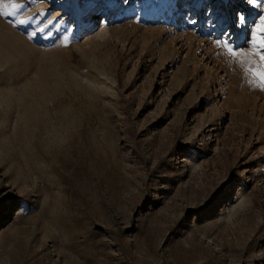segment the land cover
Instances as JSON below:
<instances>
[{
    "label": "rangeland",
    "instance_id": "rangeland-1",
    "mask_svg": "<svg viewBox=\"0 0 264 264\" xmlns=\"http://www.w3.org/2000/svg\"><path fill=\"white\" fill-rule=\"evenodd\" d=\"M14 2L0 264H264V0Z\"/></svg>",
    "mask_w": 264,
    "mask_h": 264
},
{
    "label": "snow or ice",
    "instance_id": "snow-or-ice-1",
    "mask_svg": "<svg viewBox=\"0 0 264 264\" xmlns=\"http://www.w3.org/2000/svg\"><path fill=\"white\" fill-rule=\"evenodd\" d=\"M252 4H257V0H251ZM23 5L13 2L4 3V0H0V14L5 16H15L17 11L21 9ZM244 17L239 16L238 21H242ZM18 23L24 24L25 20H19ZM35 36V33L32 34ZM251 45L250 50H245L240 45L236 48L230 43L223 45L217 41L218 47L227 49V55L233 60L238 62L245 70L246 76H251L249 80L251 84H258V86L264 90V15L259 17V22L256 23L250 31V40L245 41V44ZM258 58V59H257Z\"/></svg>",
    "mask_w": 264,
    "mask_h": 264
},
{
    "label": "bare ground",
    "instance_id": "bare-ground-1",
    "mask_svg": "<svg viewBox=\"0 0 264 264\" xmlns=\"http://www.w3.org/2000/svg\"><path fill=\"white\" fill-rule=\"evenodd\" d=\"M244 28H246V27H245V22H244V24H243V29H244Z\"/></svg>",
    "mask_w": 264,
    "mask_h": 264
}]
</instances>
